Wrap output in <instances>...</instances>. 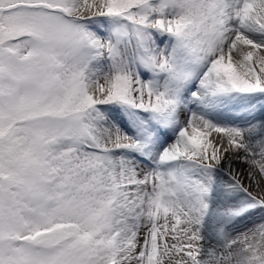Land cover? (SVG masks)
<instances>
[{"label": "snow or ice", "instance_id": "6c2138e0", "mask_svg": "<svg viewBox=\"0 0 264 264\" xmlns=\"http://www.w3.org/2000/svg\"><path fill=\"white\" fill-rule=\"evenodd\" d=\"M0 264H264V0H0Z\"/></svg>", "mask_w": 264, "mask_h": 264}]
</instances>
